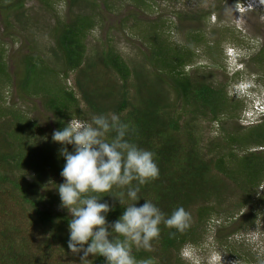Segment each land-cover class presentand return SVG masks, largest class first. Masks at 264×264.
Returning <instances> with one entry per match:
<instances>
[{
	"label": "trees",
	"instance_id": "16d2710c",
	"mask_svg": "<svg viewBox=\"0 0 264 264\" xmlns=\"http://www.w3.org/2000/svg\"><path fill=\"white\" fill-rule=\"evenodd\" d=\"M136 1L138 8L145 5L143 13H148L145 8L156 4L155 0ZM237 1L229 0L231 4ZM86 2L92 5L90 11L75 12L72 5L69 7L72 15L56 20L50 35L54 39L51 57H42L41 53L26 55L20 71L19 88L37 98L49 113L51 131L42 135L38 118L28 117L29 110L6 103L0 94V264H80L79 254H72L67 247L71 214L56 208L60 205L56 187L64 182L60 172L65 161L58 154L61 146L52 141V133L62 129L72 115L90 120L92 115L109 112L134 126L135 130L126 137L130 142L155 153L159 176L141 186L137 206L147 199L166 214L183 206L191 216L185 231L161 225L160 236L152 241L151 250L133 247L132 254L137 261L181 264V249L198 246L206 223L213 215L221 214L219 204L228 185L241 181L239 189L245 194L253 191L249 187L257 188L264 177L263 151L251 150L241 155L230 149L220 155L214 149L219 147L218 142L209 144L206 151L201 148L197 122L218 123L236 116L233 107L228 109L230 97L225 87L215 86L205 75L185 69L196 55L190 47L192 43L197 46L205 43L209 54L221 45V42L206 43L204 30L199 26L203 17L207 18L221 5L205 12L191 11L190 19L198 22L188 28L187 45L171 41L161 32L159 28L165 24L162 16L137 19L131 29L139 37L142 46L137 48L143 59L133 62L113 44L109 33L104 34L95 51L88 53V33L98 26L96 18L100 13L96 8L113 11L116 5L110 0ZM25 3L26 0L4 2L9 12L7 19L11 15L14 21L25 17ZM139 13L134 9L133 17ZM10 21L8 24L12 25ZM122 26L125 30V25ZM3 56L0 48V85H9ZM251 60L264 64V45L247 63ZM246 129L233 130L228 144L243 149L264 147V122ZM113 135L107 134L106 139ZM42 136L48 138L47 143L37 142ZM67 147L72 150L71 145ZM233 160L235 168L229 164ZM243 175L245 181L240 179ZM50 181L54 193L44 187ZM120 191L114 187L110 194L119 196ZM111 195L100 199L114 206L106 217L109 223L124 211V206ZM124 203H129L126 197ZM245 204L243 199L232 206ZM86 259V264H105L101 256L93 258L90 254Z\"/></svg>",
	"mask_w": 264,
	"mask_h": 264
},
{
	"label": "rangeland",
	"instance_id": "374dc122",
	"mask_svg": "<svg viewBox=\"0 0 264 264\" xmlns=\"http://www.w3.org/2000/svg\"><path fill=\"white\" fill-rule=\"evenodd\" d=\"M7 1L0 0V48L3 49V57L7 61L9 76L6 81L9 85L1 84L0 94L4 96L6 103L16 104L29 110L28 117L38 118L44 135L51 131L49 113L37 98L26 95L18 86L23 60L26 55L38 53H41L42 57H51L54 39L50 35L56 20H64L72 15L73 12L69 11L72 5L75 12L80 9H83V12L90 11L92 5L86 0H78L77 3H74V0H26L25 17L14 21L12 15L7 19L9 12H6L7 9L4 7V2ZM89 1L101 3V0ZM81 2L83 4H80ZM110 2L116 5L113 11L103 6H100L103 7L102 9L96 8V12L100 13L96 18L98 26L88 33L86 39L88 53L95 51L101 39L105 37L104 34L109 33L113 44L133 62H141L143 59L137 48L142 46L139 44L141 42L134 29H131L133 27L131 25L133 22L136 23L137 19L148 20L162 16L165 24L164 27L159 28L161 32H164L169 40L187 45L188 28L191 29L192 24L198 22L190 19L191 11L205 12L215 5H221V8L211 12L207 18L203 17L199 23V26H202L201 30H204V41L210 45H219L221 42V45L209 54L205 43L200 46L192 43L190 47L195 50L196 55L194 62L185 69L189 73L205 75L215 86L225 87L230 97L228 109L231 110L233 107L236 116L224 118L218 123L206 120L197 122L201 148L202 151H206L209 144L211 146L213 142H218L219 147L214 149L216 154L220 155L230 149L241 155H246L251 150L264 152V147L249 146L243 149L228 144V136L234 132L233 130L244 131L249 126L264 122V110L260 107L256 109L257 101L261 106L264 105V87H262L264 64L253 60L249 63L245 62V59L258 53L264 45V5L244 11L245 6L241 3L245 0L232 4L229 0H155L156 7L145 8L148 14L142 12L145 5L138 8L136 0H110ZM134 9L140 12L137 17L136 15L133 17ZM124 17L125 22H123ZM9 21L13 22L12 25L8 24ZM121 24L125 25V30ZM143 27L138 26L139 29ZM229 48L234 56L244 57V68L240 72H236V58L230 59L228 56ZM72 75L69 83H72ZM252 76H255L258 85H262L260 88L249 90L243 85L242 90L237 89L236 83L241 80H251ZM46 141H48L46 137L37 138L40 144ZM229 164H233L231 168L236 167L234 160ZM245 178L246 176L243 175L240 179ZM262 179L257 188L249 187L253 188V191L244 190L245 194L239 189L241 181L238 180V184L228 185V190L223 192V200L219 204L221 214L218 217L213 215L206 223L198 246L187 245L181 249L179 252L181 264H264V177ZM44 185L45 189L54 193L55 188L51 181L45 182ZM243 199L246 200L245 205L232 206L233 203H240ZM56 208L61 210L58 204ZM217 218L218 221L220 220L219 223ZM219 229H223V232H218Z\"/></svg>",
	"mask_w": 264,
	"mask_h": 264
},
{
	"label": "clouds",
	"instance_id": "9594fccd",
	"mask_svg": "<svg viewBox=\"0 0 264 264\" xmlns=\"http://www.w3.org/2000/svg\"><path fill=\"white\" fill-rule=\"evenodd\" d=\"M241 4L247 11L264 5V0H245ZM230 51L231 48L228 56L236 58V72H240L244 57L234 56ZM243 85L249 90L262 86L256 83L255 76L235 84L238 90ZM256 105V109L264 110L259 101ZM134 130V126L109 112L92 115L90 120L72 115L62 129L52 133V141L61 146L58 154L65 161L60 172L64 182L56 189L59 206L71 214L67 247L72 254H79L80 264H86L90 254L93 258L103 257L105 264H152L151 259L137 261L132 254L133 247L151 250L152 241L160 236L161 225L177 232L190 226V213L183 206L171 214L164 213L147 199L137 206L141 186L158 178L159 168L154 152L126 138ZM109 133H114L110 140L106 139ZM68 145L72 146L71 151ZM114 187L121 189L119 196L110 194ZM106 194L124 206L122 214L111 223L106 217L114 206L107 201L100 202ZM124 197L129 203H124Z\"/></svg>",
	"mask_w": 264,
	"mask_h": 264
}]
</instances>
